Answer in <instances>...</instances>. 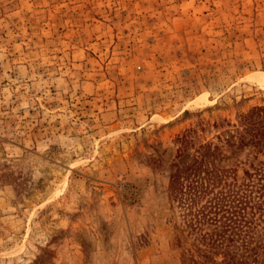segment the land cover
Listing matches in <instances>:
<instances>
[{
  "label": "rangeland",
  "instance_id": "1",
  "mask_svg": "<svg viewBox=\"0 0 264 264\" xmlns=\"http://www.w3.org/2000/svg\"><path fill=\"white\" fill-rule=\"evenodd\" d=\"M252 112L264 0H0V264H183L169 176L256 181Z\"/></svg>",
  "mask_w": 264,
  "mask_h": 264
},
{
  "label": "trees",
  "instance_id": "2",
  "mask_svg": "<svg viewBox=\"0 0 264 264\" xmlns=\"http://www.w3.org/2000/svg\"><path fill=\"white\" fill-rule=\"evenodd\" d=\"M252 114L244 119V131L257 144L264 125L255 129L260 121L249 118ZM181 144H188L186 136ZM218 153L211 144L200 145L169 176L170 204L179 209L182 227L193 237L182 263L264 264V170H255L256 181L228 182L230 172L215 165Z\"/></svg>",
  "mask_w": 264,
  "mask_h": 264
}]
</instances>
